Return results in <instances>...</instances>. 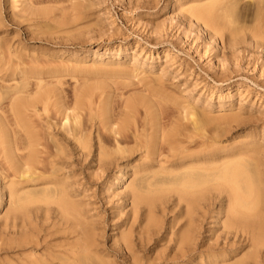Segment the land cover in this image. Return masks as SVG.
<instances>
[{"label":"rangeland","instance_id":"rangeland-1","mask_svg":"<svg viewBox=\"0 0 264 264\" xmlns=\"http://www.w3.org/2000/svg\"><path fill=\"white\" fill-rule=\"evenodd\" d=\"M11 1L0 0V99L7 101L14 86L31 88L38 78L68 96L69 102L74 88L100 87L90 98L89 109L84 110L90 112L92 106V115L83 111L81 114L85 125H90L94 141L97 126L101 131L108 129L106 124L102 127L107 116L120 112L124 115L127 100L142 99L139 110L134 111L142 117L139 116L142 123L138 118L137 125L143 130L147 150L138 148L124 158L111 156L99 167L96 147L91 155L80 156L57 138L67 149L60 159H55L60 161L55 166L59 178L65 181L70 199L79 204L83 216L95 222L97 252L91 264H180L175 258L176 232L184 222L181 216L185 204L173 191L165 189L181 179L187 162L193 159L190 153L200 149L211 151L214 157L230 150L244 153L249 160L259 162L264 173V47L246 39L231 45L223 44L220 38H210L189 11L198 0H34V11H51L46 18L24 13V0L18 1L16 8H11ZM117 52L121 53L119 58ZM104 110L108 114L104 115ZM57 111L53 107L42 117L55 116L60 122L62 113ZM193 119H209L203 133L211 125L218 128L208 130L212 137L200 136L202 127L195 131L191 127ZM106 129L103 135L109 132ZM108 134L106 139L111 143L112 136ZM202 138L206 146H195L194 142ZM47 139L54 154V141L52 137ZM44 164L39 166V172L47 170L45 175H49L50 164ZM123 166L127 167V180L123 185H113ZM154 181L160 190L147 193L151 205L142 203L140 209L133 206L132 195L125 187L149 182L154 189ZM9 182V178L0 180V185L5 184L0 187V264H17L30 254L43 258L49 255L56 259L55 264H60L73 236L60 223L55 207L46 217L37 204L23 211L25 219H32L36 226L37 237L27 234L40 243L33 250L1 246L21 238L12 228L19 205L14 203L16 198L11 199V205ZM36 183L27 188H42ZM142 191L147 192V188ZM215 193L212 191L205 207L193 214L196 242L203 249L216 242L218 246H228L233 241V235L226 234L223 227L228 213L216 218L215 208L224 206V202L216 199ZM37 212L41 219L35 221ZM148 212L150 221L146 218ZM124 235L130 240L131 251L121 244ZM243 248L238 249L240 256ZM256 261L264 264V249ZM181 264H202V260L193 256Z\"/></svg>","mask_w":264,"mask_h":264},{"label":"bare ground","instance_id":"bare-ground-1","mask_svg":"<svg viewBox=\"0 0 264 264\" xmlns=\"http://www.w3.org/2000/svg\"><path fill=\"white\" fill-rule=\"evenodd\" d=\"M18 1L20 0H12L11 8H16ZM194 2L196 1H192V3ZM33 3L34 0H24L23 12L45 18L51 13V11H34L31 9ZM189 11L191 16L202 23L210 38H220L223 44L231 45L246 39L247 41L251 40L256 46L264 47V0H198V3L191 6ZM13 19H17V14L14 13ZM120 55L121 53H116L117 58ZM49 85V82L44 83L42 78H38L34 87L14 86L12 89L14 92L8 99L6 98L7 101L0 99V158L3 161L0 162V180L6 178L10 180L8 183L9 200L16 198L14 203L19 205L14 213L12 228H15L14 234L20 233L21 236L15 240L11 239L12 241L8 244L3 242L1 246L4 248L7 246L14 250H25L31 247L30 249L33 250L40 244L30 236L37 237L36 226L32 219H25L22 215L23 211L30 205L37 204L39 209L45 211L46 217L50 208L55 207L60 223L63 226L66 225L73 236L72 241L63 251L62 255L65 258L61 259L60 264H91L93 253L97 252L95 222H90L86 215L83 216L78 208L79 204L70 199L65 181L59 178V169L55 166L60 161H55V159H60L59 155L64 154L67 149L62 147L58 139L62 143L64 142V147L69 146L71 149L77 150L80 156L81 154L91 155L92 148L96 147L98 156L95 160L99 167H103L108 162L107 158L111 156L118 155L124 158L138 148L147 150L148 144L142 140L143 130L137 125L141 116L135 114L139 110L138 105L142 103V99L127 100L125 108L128 110L124 115L123 112H120L114 117L107 116L104 120L102 127L105 124L108 126V129L106 127L105 129L112 134L106 133L110 137L112 136V139L109 138L111 143L106 139L108 136L102 133L105 129L101 131L99 126H97L99 129L94 141L91 130L88 128L90 125H85L81 116L85 113L92 115V106L90 112L87 110L84 112V110L89 109L90 98L93 99V94L100 87L85 86L80 90L74 88L73 100L69 102L68 96L63 95L56 88L48 87ZM101 94L102 92L98 93V95ZM122 99L120 101H123ZM53 107L58 110L59 115L62 113L60 122L55 116L42 117V113H48ZM103 113L104 115L108 114V111L104 110ZM161 117H163L162 114ZM189 117L192 119L193 115ZM189 117L185 118L189 119ZM197 118L199 117L197 116ZM208 123L209 119L194 120V127H191L195 131L202 127L200 136L207 134L208 138V135L212 137V133L210 134L208 130L214 131L215 128H218L214 125L213 129L211 125L209 129L207 127V132L203 133V127ZM220 125L221 123L218 126ZM174 133L176 134L177 130ZM50 137L55 144L54 154L50 151L53 149L49 145L51 143L48 142V139L45 140ZM188 137L191 142L193 135ZM93 141L96 144L92 143ZM131 142L134 146H128ZM108 143L112 146L110 147ZM194 143L198 147L206 146L203 138ZM155 147L154 144V149ZM189 156L193 159L187 162L181 179L177 178L170 189H165L173 191L177 195V199L185 204L181 216L184 222L176 232V246L178 247L176 260L181 264L195 256L196 259L202 260V264H250L251 261L253 264H257V256L262 254V249H264V173L260 163L249 160L244 156V153H232V150L221 157H214L215 155L211 151L204 152L201 149L198 152H191ZM45 161L50 164L49 175H45L47 170L44 168V172H39L41 169L39 166L44 167ZM160 168L164 169L162 165ZM126 169L127 167L123 166L121 172L115 175L113 185L124 184L129 175ZM35 182H37L36 185H42V188L38 190L27 188L28 184ZM1 186L3 187L5 184ZM144 187L147 188V192L142 191ZM124 190L131 193L132 205L140 209L139 205L142 203L151 205L147 193H153L152 190L156 193L160 188L157 186V181H154V189L150 188L148 182L141 186L134 183L125 187ZM212 191L216 192V199L224 202V206L215 208V215L218 219L222 213H228L227 220L223 221V227L226 234L233 235V241L228 246H218L216 242L213 246L203 249L196 242L198 234H196L197 226L193 214L200 207H205L204 202ZM20 193L23 194L20 196ZM1 202L2 197H0V207ZM12 203L11 200V205ZM18 218L21 220L20 223L17 222ZM38 218H40L39 212L35 214L34 220L36 221ZM146 218L148 221L151 220L152 216L149 212ZM27 234L30 235L27 236ZM121 244L131 251V243L126 235L122 237ZM228 248H230L229 251ZM239 248L241 251L242 248L244 250L241 256ZM203 257L204 259H202ZM54 260L56 259L49 255L47 258H43L30 254L17 264H55ZM101 264L106 263L101 262Z\"/></svg>","mask_w":264,"mask_h":264}]
</instances>
